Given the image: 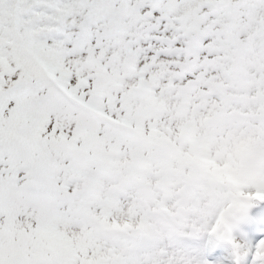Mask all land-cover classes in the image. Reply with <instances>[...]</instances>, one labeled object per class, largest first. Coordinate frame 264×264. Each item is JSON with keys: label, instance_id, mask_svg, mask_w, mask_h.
<instances>
[{"label": "snow or ice", "instance_id": "6c2138e0", "mask_svg": "<svg viewBox=\"0 0 264 264\" xmlns=\"http://www.w3.org/2000/svg\"><path fill=\"white\" fill-rule=\"evenodd\" d=\"M0 264H264V0H0Z\"/></svg>", "mask_w": 264, "mask_h": 264}]
</instances>
